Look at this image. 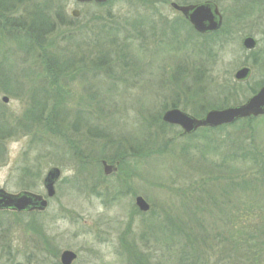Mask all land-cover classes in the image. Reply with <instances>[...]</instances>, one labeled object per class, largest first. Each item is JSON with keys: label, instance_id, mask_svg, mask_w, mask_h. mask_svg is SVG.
Returning <instances> with one entry per match:
<instances>
[{"label": "rangeland", "instance_id": "1", "mask_svg": "<svg viewBox=\"0 0 264 264\" xmlns=\"http://www.w3.org/2000/svg\"><path fill=\"white\" fill-rule=\"evenodd\" d=\"M48 1L53 29L40 49L20 48L17 31L0 26V74L11 83L0 88V189L48 200L43 212L0 211V264H60L64 251L77 255L73 264H233L222 248L240 227L264 261V186L252 178L264 166V116L186 136L161 119L172 106L203 118L264 84V9L249 0H31L25 9ZM206 1L222 14L219 35H195L169 5ZM238 9L252 11L233 20ZM246 37L257 42L252 53ZM53 58L64 62L61 78L48 70ZM243 64L253 73L235 86ZM117 145L122 160L104 175L100 162ZM51 169L61 175L47 199Z\"/></svg>", "mask_w": 264, "mask_h": 264}, {"label": "water", "instance_id": "2", "mask_svg": "<svg viewBox=\"0 0 264 264\" xmlns=\"http://www.w3.org/2000/svg\"><path fill=\"white\" fill-rule=\"evenodd\" d=\"M77 3H91L103 5L108 0H72ZM171 7L182 13L185 19L193 27L198 34H209L220 29L222 17L216 5L206 2L198 5L178 6L170 4ZM73 18L79 17V12L74 10L71 12ZM252 38H246L243 42V47L247 50H253L256 42ZM249 70L247 68L239 70L235 73L236 81H245L248 78ZM7 102L6 98L2 100ZM264 115V87H262L256 95L250 98L246 104L239 107H230L223 110H211L201 119H196L192 116L184 114L178 109H172L164 113L161 118L163 123L175 125L182 129L183 134L190 135L201 128H217L222 125L232 124L239 119L257 117ZM104 175H109L116 172V166L107 165L102 162ZM60 177L58 169H52L46 175L44 187L48 199L55 194L54 185ZM135 205L141 212H147L149 206L141 197L135 199ZM47 207V201L39 196H34L30 193H21L18 195H10L0 190V210H10L18 213L40 211L43 212ZM76 260V254L70 251H64L60 255L61 264H73Z\"/></svg>", "mask_w": 264, "mask_h": 264}, {"label": "trees", "instance_id": "3", "mask_svg": "<svg viewBox=\"0 0 264 264\" xmlns=\"http://www.w3.org/2000/svg\"><path fill=\"white\" fill-rule=\"evenodd\" d=\"M28 1H31V0H0V26H7L9 28V31H13V29H15L19 34H17V32L15 33V35L13 36V41L16 42L17 46L20 47L21 46H24V47H27V44L30 43L31 45H38L39 46V49L42 47L43 43H45V40H46V36L48 35V33H50V31L53 29L52 27V24L51 22L49 21L48 17L46 16L47 14V11L50 7V4H49V1L48 3H43L41 6H37L36 4L35 5H31V6H28L29 8L25 9L26 8V3ZM247 1V0H245ZM248 2V1H247ZM29 3V2H28ZM250 5L249 6H256V8H263L264 9V2H262L261 0H258V1H255V0H249L248 2ZM25 5V6H24ZM32 6H36V12H38V16L36 15H33L32 10H34V7ZM23 8V9H22ZM30 9V10H29ZM20 10H23V16L21 15V17L19 18H16L13 19V16L15 15V13L17 14V12H19ZM239 12L235 13L236 16H234L233 20H237V21H242L247 15L248 13H251L252 10H241V9H238ZM37 18H35V17ZM58 20V19H57ZM56 20V21H57ZM2 28V27H0ZM220 34V30L217 32V33H213L211 34L210 36H216V35H219ZM13 35V34H12ZM21 48V47H20ZM44 55H46L44 53ZM5 59V58H4ZM63 64V69L61 68V64ZM46 65L47 67L49 68L48 70H50L52 73L54 74H57L58 76H61L60 75L63 71H65L66 69H64V62H58V60H56V58L54 59H51L49 61L46 62ZM69 65V64H67ZM62 69V70H61ZM49 77L51 78V75L49 74ZM57 80L59 78H56ZM10 81L7 80L5 78V76H3L2 74H0V88H2L4 91L7 90L10 86ZM43 93V90L42 88H38V90H36V93ZM43 96V94H41ZM33 96V95H31ZM33 100H34V97H33ZM43 100H44V103L45 101L47 102V98H45L43 96ZM37 103H40V100L36 101ZM37 106V104L35 105ZM176 106H172L171 109H175ZM225 107V105H216V108L217 109H221ZM39 108V107H38ZM36 108V109H38ZM203 108L205 109V107H201V111H199L202 116H203V113L205 111H203ZM212 108V107H211ZM33 109V108H32ZM40 109H38L36 111V114L35 113H32L31 115L35 114L36 116H34L33 119H37L39 118L37 116V112H39ZM63 112H61V115H65V112L64 110L62 109ZM30 111L28 112V116L29 115ZM63 113V114H62ZM55 115L57 113H54ZM54 115V119L59 117V116H55ZM76 119L78 118V115H75ZM31 119V117L29 118ZM160 124V119H157ZM90 122V121H89ZM1 125V124H0ZM168 126H164V124H161V128H166ZM0 129L3 130L4 129V125L0 126ZM203 130V129H202ZM203 131H207V129L203 130ZM96 133V132H95ZM101 135H103V141L104 142H107L109 141V138L111 137V134H109L108 136L107 135H104V133ZM100 135V136H101ZM112 139V138H111ZM106 144V143H105ZM145 146L147 145V142L144 144ZM116 153H114V156L111 157V158H103L104 162L106 161L107 163L109 164H113L115 160H122V158L118 155L122 152H120L122 149L120 146H116ZM235 155V154H233ZM236 156V155H235ZM257 174L254 175V177L252 178H258L261 176L262 178V181H258L259 184H263L264 186V166L262 165V163H260L259 161V167L257 169ZM250 179L249 181L247 180L246 181V184H248L247 182H250L253 184V182L255 181V179ZM235 184L236 183H233V180L230 179V182L228 181H225V184L222 185L223 188L226 189H229V188H235ZM223 188H220V192H223V193H226V191L223 189ZM222 193V197L225 195ZM223 197V198H224ZM242 231H243V228L240 227V230H234L233 233H237V237L235 238L233 235H229L230 237V240L226 239L225 240V243L228 244V247L224 246L223 249V255H226V260H230V261H233L234 263L233 264H241V263H244L246 262V260L248 262H246V264H264V261H263V256H261V254L258 252V246L257 245H251L252 244V239H254L252 233H248L247 236L245 237L246 239H243L242 238ZM229 232V231H228ZM232 232V229L230 230L229 233ZM231 233V234H233ZM199 259H194L192 260L191 264H200V261H198ZM179 262V264H184V262L182 261H177ZM134 264H143V261L140 262V261H137L134 263ZM226 264V263H224Z\"/></svg>", "mask_w": 264, "mask_h": 264}, {"label": "flooded vegetation", "instance_id": "4", "mask_svg": "<svg viewBox=\"0 0 264 264\" xmlns=\"http://www.w3.org/2000/svg\"><path fill=\"white\" fill-rule=\"evenodd\" d=\"M244 40V39H243ZM256 42V41H255ZM242 43H243V41H242ZM257 43V42H256ZM256 47H257V45H256ZM255 51V50H254ZM254 51H246L245 50V52H248V53H252V52H254ZM252 63H251V65H254V60L253 61H251ZM243 68H247V69H249V75H248V78L245 80V81H235L234 80V82H233V84L235 85V86H244V85H246V83L250 80V78H251V75H252V73H253V68H251L249 65H247V64H243L238 70H240V69H243ZM237 70V71H238ZM236 71V72H237ZM235 72V73H236ZM235 75V74H234ZM234 75H233V78H234ZM264 86V84L262 85V86H260L257 90H255V89H251V93L250 94H252L249 98H251L252 96H254L262 87ZM224 97H222V99H223ZM249 98H247L246 99V102L248 101V99ZM220 99H221V93H220ZM222 99H221V101H222ZM246 102H243V103H240V104H236L235 106H241V105H243V104H246Z\"/></svg>", "mask_w": 264, "mask_h": 264}]
</instances>
